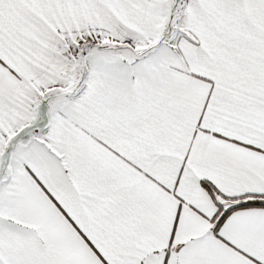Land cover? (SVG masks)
I'll return each mask as SVG.
<instances>
[{"label": "snow or ice", "instance_id": "obj_1", "mask_svg": "<svg viewBox=\"0 0 264 264\" xmlns=\"http://www.w3.org/2000/svg\"><path fill=\"white\" fill-rule=\"evenodd\" d=\"M0 264H264V0H0Z\"/></svg>", "mask_w": 264, "mask_h": 264}]
</instances>
